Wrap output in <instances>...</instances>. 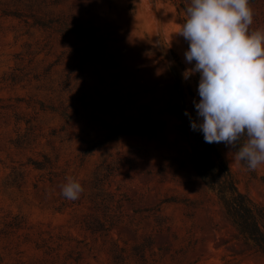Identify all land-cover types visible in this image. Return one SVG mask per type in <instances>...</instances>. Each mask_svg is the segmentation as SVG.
Here are the masks:
<instances>
[{
	"label": "rangeland",
	"instance_id": "obj_1",
	"mask_svg": "<svg viewBox=\"0 0 264 264\" xmlns=\"http://www.w3.org/2000/svg\"><path fill=\"white\" fill-rule=\"evenodd\" d=\"M189 2L0 0V264H264L180 128L202 119L175 33ZM221 149L264 205V166Z\"/></svg>",
	"mask_w": 264,
	"mask_h": 264
},
{
	"label": "clouds",
	"instance_id": "obj_2",
	"mask_svg": "<svg viewBox=\"0 0 264 264\" xmlns=\"http://www.w3.org/2000/svg\"><path fill=\"white\" fill-rule=\"evenodd\" d=\"M254 16L251 0H190L175 32L188 41L186 63L195 62L184 79L199 73L194 104L202 119L191 128L206 143L230 146L234 162L249 171L264 166V25L253 28ZM60 190L76 200L84 188L69 176Z\"/></svg>",
	"mask_w": 264,
	"mask_h": 264
},
{
	"label": "trees",
	"instance_id": "obj_3",
	"mask_svg": "<svg viewBox=\"0 0 264 264\" xmlns=\"http://www.w3.org/2000/svg\"><path fill=\"white\" fill-rule=\"evenodd\" d=\"M180 120L181 131L190 141L196 172L215 192L239 234L264 254V205L240 189L235 173L223 155L221 143H206L202 131L191 128L194 119L181 115Z\"/></svg>",
	"mask_w": 264,
	"mask_h": 264
}]
</instances>
